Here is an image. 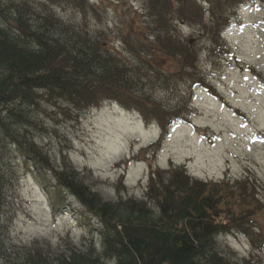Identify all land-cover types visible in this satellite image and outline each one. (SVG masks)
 Masks as SVG:
<instances>
[{
    "label": "rangeland",
    "instance_id": "1",
    "mask_svg": "<svg viewBox=\"0 0 264 264\" xmlns=\"http://www.w3.org/2000/svg\"><path fill=\"white\" fill-rule=\"evenodd\" d=\"M0 1L14 8L28 6L32 20L46 11L76 31L94 36L102 32L105 36L100 40L124 55L126 62L137 61L125 52L121 35L148 39L155 32V27L149 32L147 0ZM228 15L222 39L198 22H172L171 34L194 49L196 74L209 89L186 76L177 78L178 59L155 55L150 60L155 70L145 72L141 87L182 119L158 147L161 130L155 123L145 124L136 113L108 102L82 112L65 103L55 108L41 102L38 109H30L35 125L24 126L23 131L54 166L69 162L84 184L105 201L120 196L141 200L151 168L183 166L198 180L231 185L249 177L261 205L249 225L254 237L234 231L219 236L217 242L232 258L250 257L253 264H264V3L246 2ZM210 23L205 14L204 24ZM217 39L222 49L214 44ZM3 153L6 160L0 174L7 219L1 237L5 247L17 258L33 246L52 257L67 246L82 251L89 241L95 243L96 238L92 240L78 221L74 210L80 206L74 200L68 198L73 211L65 209L53 216L47 196L17 151L5 145ZM121 173L124 190L117 194ZM95 247L100 249L97 240Z\"/></svg>",
    "mask_w": 264,
    "mask_h": 264
},
{
    "label": "trees",
    "instance_id": "2",
    "mask_svg": "<svg viewBox=\"0 0 264 264\" xmlns=\"http://www.w3.org/2000/svg\"><path fill=\"white\" fill-rule=\"evenodd\" d=\"M68 1L74 4L76 0ZM198 1L147 0L145 14L152 25L149 32L155 27L153 37L133 40L121 35L125 52L135 57V63L109 49L100 40L105 36L102 32L94 36L76 31L46 11L32 20L28 6L14 8L0 1V173L7 145L17 151L26 171L39 182L52 215L73 211L71 198L80 206L74 210L79 223L92 240L96 238L82 251L67 246L49 257L33 246L23 249L18 259L1 237L7 213L0 174V264H253L250 257H230L217 242L219 236L234 231L254 237L249 225L261 205L249 177L231 185L192 178L184 167L151 168L141 200L120 196L105 201L84 184L69 162L54 166L23 131L24 126L35 125L30 109H38L41 102L55 108L65 103L76 112L108 102L136 112L145 124L155 123L161 130L158 147L182 119L141 87L145 72L155 70L150 60L155 55L178 59L177 78L186 76L197 86L209 87L196 74L194 49L171 34L173 20L198 22L219 37L228 25L230 10L246 2L264 3ZM75 6L81 8V4ZM205 14L211 20L209 25L204 24ZM214 44L222 49L219 40ZM123 190L122 173L116 192Z\"/></svg>",
    "mask_w": 264,
    "mask_h": 264
}]
</instances>
